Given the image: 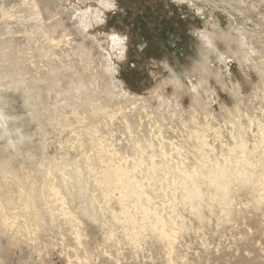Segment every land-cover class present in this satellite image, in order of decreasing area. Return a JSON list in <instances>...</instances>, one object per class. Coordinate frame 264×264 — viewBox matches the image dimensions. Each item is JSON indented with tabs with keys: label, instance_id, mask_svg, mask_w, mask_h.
<instances>
[{
	"label": "rangeland",
	"instance_id": "374dc122",
	"mask_svg": "<svg viewBox=\"0 0 264 264\" xmlns=\"http://www.w3.org/2000/svg\"><path fill=\"white\" fill-rule=\"evenodd\" d=\"M5 4L13 17L0 15V90L9 135L17 128L25 139L9 154L42 162L28 178L9 173V196L38 198L52 181L62 200L51 229L40 204L30 234L0 237V264H67L60 236H78L82 264H176L175 255L246 264L229 238L250 221L264 226V184L248 164L264 170V0ZM117 165L127 172L107 190L104 171ZM125 176L142 186L139 199L137 187L121 188ZM86 200L90 216L79 210ZM229 201L245 203L248 217Z\"/></svg>",
	"mask_w": 264,
	"mask_h": 264
},
{
	"label": "bare ground",
	"instance_id": "6f19581e",
	"mask_svg": "<svg viewBox=\"0 0 264 264\" xmlns=\"http://www.w3.org/2000/svg\"><path fill=\"white\" fill-rule=\"evenodd\" d=\"M5 1L6 0H0V15L3 17V21L8 24L7 22L13 17V14L9 15L8 10H6L5 8ZM8 3V2H7ZM38 17V16H37ZM10 18V19H9ZM8 19V21H7ZM42 21V17H38V22ZM44 24V23H43ZM41 33H43V30H40ZM48 43H50L49 45L52 46V44L57 45L58 42L55 40V38H52L50 41H48ZM52 43V44H51ZM56 47V46H55ZM3 80L0 78V81ZM3 92L0 90V140L4 141V145L1 146L0 148V237H5L7 240V243H9V241L14 239V233L13 232H9V229L12 231V228L17 227V230L19 232H23L24 234H30V232L32 230L35 229L32 228V224L29 223V221L27 220V216L30 213L31 209L33 208H37L36 205H40L42 206V209H45V215H47V222L48 225H50V229H51V225L49 223H52L54 221V216H55V209L51 208L52 205L58 203V200H62V197H58L60 195V190L59 188H57L56 186L53 185L52 181H48V183H44L41 187V196L36 198L33 195H28L25 197V199L23 201H19L16 202L14 201V198L9 196V173H22L23 176L25 178H28L31 172L33 171H37L36 169L39 167V165H41V163L39 164H32L30 161H33V159L31 158L30 154H29V159L30 160V164L27 167L28 164L23 163L25 158H22V161H19V158H15V160L17 159V161H15L13 159V155L9 154V148H12L14 152L19 151V145L18 143H23L25 139H20V136L22 134V131L20 129H15L16 131V139H13L10 135H9V131L11 129H9V118L7 117V113L5 112L4 107L8 106L7 104V97L2 96ZM242 128V127H241ZM23 147V146H22ZM25 147V146H24ZM30 149V148H29ZM28 149V150H29ZM31 150V149H30ZM29 150V153L31 152V155L34 154V152L32 153V151ZM16 154H18L16 152ZM20 154V152H19ZM18 154V155H19ZM28 155V154H27ZM165 156V153L163 154ZM17 156V155H16ZM23 156V155H22ZM21 156V157H22ZM19 157V156H17ZM20 157V159H21ZM32 160H31V159ZM34 158V157H33ZM107 160V159H106ZM27 162V163H29ZM34 162V161H33ZM32 162V163H33ZM37 162V161H35ZM25 164V165H24ZM119 164V163H118ZM252 168L253 172H257L259 173V175L261 176V183L264 184V170L259 169L258 167H256L255 165V161L253 160V158H251L249 160L248 163ZM31 165V166H30ZM232 171H236L235 167H232ZM105 174H107V181L105 183H103V188H106L107 190H114L116 185L113 183V180L116 181H120L122 179H124L123 175L126 174V170L123 169L121 166H107L105 171ZM18 174V175H19ZM255 174L253 173V178ZM221 176H224L223 173H221ZM127 184H124L121 186V188H127L129 190L135 189V187L138 188L137 192V199L140 198V196L142 194H145L142 186L140 184H138L137 180L135 177H131V176H125ZM255 180V178H254ZM48 184V186L46 185ZM77 187H80L81 189H84V185L82 184H77ZM27 188L29 189L30 193L32 192V185L31 182L29 181L27 184ZM125 191V190H124ZM54 196V198L51 195ZM74 190H69L68 194L70 195V197L75 198L76 195L74 193ZM146 197H148L147 195H145ZM196 199L201 198V196L197 193H195ZM261 197H264V194L261 195ZM56 201V202H55ZM89 200L83 201L82 205L79 207V210L81 212V214L85 215V216H90V212L88 209V203H91V201L87 202ZM228 208L235 213V215L237 216L238 219H245L248 217V212L249 209L246 206L245 203L240 202H233V201H229L227 203ZM9 210L13 211L12 212L14 215L9 216ZM39 210L35 211L33 216L36 218V216L38 215ZM145 212V211H143ZM23 214L25 216V218L21 219H17V214ZM66 214H68V212H63ZM262 216V218L264 219V214L260 215ZM10 225V228H9ZM49 230V229H48ZM243 231H244V236H234L229 238V244H230V248L231 251L230 253L233 254L236 251H240L241 252V256L243 257V259L247 262L246 264H264V226L259 224L256 220L250 221L249 223H247L244 227H243ZM55 236V235H54ZM78 236L75 237V241L74 243H66L64 244L63 242V238L60 236L61 242L62 243V254L65 257V261L67 264H74L73 262H77L79 264H82L83 262H87L88 259L86 256H80L77 252V245L79 244V238H77ZM59 238V236H57V239ZM30 242L28 244L31 245H35L33 244V240L32 238H29ZM52 239V238H51ZM58 241V240H57ZM58 244V242H57ZM43 247L46 248V250L51 247L54 246V244H52V246L48 247L46 245H42ZM200 251H203L202 248V243L199 242L198 246H197ZM41 247H35L34 249L36 250V252L40 249ZM230 248H225L221 250V254L226 255L228 254V251ZM33 250V251H35ZM247 250L249 251H253L255 253L254 257H251V255H249V253L247 252ZM72 252V255L69 254V252ZM58 255V254H57ZM174 260L176 262V264H208L209 262V258H203V259H199L197 258L194 261H187L185 259L184 256L182 255H175ZM36 264H42L38 259L35 261Z\"/></svg>",
	"mask_w": 264,
	"mask_h": 264
},
{
	"label": "snow or ice",
	"instance_id": "6c2138e0",
	"mask_svg": "<svg viewBox=\"0 0 264 264\" xmlns=\"http://www.w3.org/2000/svg\"><path fill=\"white\" fill-rule=\"evenodd\" d=\"M109 7H112V5H108ZM111 39H112V41L114 42V43H116L117 41H118V37L116 36V35H113L112 37H111Z\"/></svg>",
	"mask_w": 264,
	"mask_h": 264
}]
</instances>
